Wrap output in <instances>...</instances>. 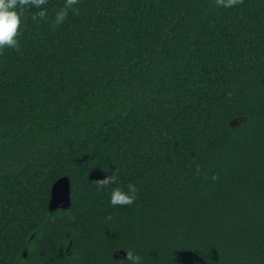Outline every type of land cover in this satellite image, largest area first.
Masks as SVG:
<instances>
[{"label": "trees", "instance_id": "1", "mask_svg": "<svg viewBox=\"0 0 264 264\" xmlns=\"http://www.w3.org/2000/svg\"><path fill=\"white\" fill-rule=\"evenodd\" d=\"M65 3L0 49V264H264V0Z\"/></svg>", "mask_w": 264, "mask_h": 264}, {"label": "clouds", "instance_id": "2", "mask_svg": "<svg viewBox=\"0 0 264 264\" xmlns=\"http://www.w3.org/2000/svg\"><path fill=\"white\" fill-rule=\"evenodd\" d=\"M78 2V0H66L65 6L56 12V25L62 24L68 16V11ZM241 3V0H217L218 6L226 8L234 7ZM46 0H0V49L5 47L18 48L19 41L18 29L21 26L22 18L25 15V10L28 8H37L39 11L31 16L32 20L36 21L38 18L43 19L47 16V11L43 7ZM215 179V177H213ZM116 183V176L105 177L98 185L103 188L110 184ZM137 188L133 184L127 185V191L121 188H114L110 194V204L112 206L131 205L135 201ZM126 259L131 264H140L141 258L134 256L126 251Z\"/></svg>", "mask_w": 264, "mask_h": 264}, {"label": "water", "instance_id": "3", "mask_svg": "<svg viewBox=\"0 0 264 264\" xmlns=\"http://www.w3.org/2000/svg\"><path fill=\"white\" fill-rule=\"evenodd\" d=\"M71 204V180L65 176L53 184L49 207L55 210L59 207L69 208Z\"/></svg>", "mask_w": 264, "mask_h": 264}]
</instances>
